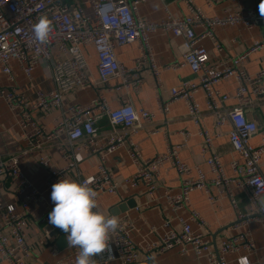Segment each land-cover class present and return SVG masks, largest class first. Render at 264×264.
<instances>
[{
    "label": "built area",
    "instance_id": "built-area-1",
    "mask_svg": "<svg viewBox=\"0 0 264 264\" xmlns=\"http://www.w3.org/2000/svg\"><path fill=\"white\" fill-rule=\"evenodd\" d=\"M81 1L83 3L71 5L67 0H0V64L3 72L13 80L11 61L17 60L24 73L31 78L36 66L42 64L50 70L55 82L54 90L37 92L35 103H31L17 87L0 86V96L19 115L20 125L23 128L35 125L33 113L36 110L41 109L49 114L53 109L62 108L66 93L88 84L97 87L91 105L69 106L67 113L64 112V116L56 121L51 132L39 128L35 134L26 138L29 144L38 147L42 139L59 138L63 134L67 136V141L61 143L64 155L71 159L67 167L56 169L46 156L40 158V163L48 170L46 188L52 190V185L57 183L67 171L78 167L75 156L77 150L85 149L90 156L94 153L98 155V174L91 178L80 177L78 180L81 183L90 182L89 186L98 195L117 194L122 185L135 187L143 184L152 197L158 188L160 166L170 162L183 181L179 194L166 191L165 197L169 206L176 212L189 210L191 221L196 222L200 227L206 225L201 214L193 208L190 194L198 188L205 189L209 193V188L199 169V178L188 177L192 169L180 158L181 146L168 148L163 154L144 159L139 145L132 139V136L144 127V122L154 119L152 112L136 109L125 97V93L129 95L132 91H139L142 88L141 69L148 66L158 82L160 110L166 114L173 102L177 100L185 102L190 118L198 127V133L204 138L203 152L208 154L207 163L214 174L213 185L223 196L230 199L237 210L236 220L232 225L237 232L223 241L219 251L213 250L204 234L194 232L190 222L182 217H178L180 223L178 229L171 227L169 223L166 224L170 228L158 242L147 246L138 244L132 239L134 222L125 212L118 215L120 227L110 236L111 253L106 251L94 257L96 264H110L113 261H117L118 264H138L142 254L148 255L175 247H179L183 255L193 251L198 257H206L210 264H226L225 256L230 253L242 250L249 253L256 252L250 224L260 217L264 222V173L261 169L264 155V129H261L254 119L248 117L246 109L254 100H262L264 104V68L249 74L241 66L249 55L264 46V42L256 41L246 52L226 56L216 64L209 62L208 50L201 42L204 39L211 40L215 51L221 53L225 47L217 38V27L240 25L250 29L260 22L264 27V18H261L256 9L246 8L243 5H239L234 12L210 17L205 15L193 0H186L190 10L189 15L174 16L165 5L167 18L154 22L144 20L137 14L138 5L146 0H89L93 10V18H91L85 14L84 4L87 0ZM223 1L205 0L208 6ZM41 17L48 20L51 28L44 42L36 39L33 30ZM200 28L202 31L197 33V29ZM158 31H170L183 39L179 46L182 59L169 64L168 68L179 70L189 67L196 76V80H187L171 88L168 99H164L161 94L163 83L159 77L160 73L150 43L151 34ZM136 41L140 44L141 56L133 67L126 68L117 58L116 47ZM87 46L94 47L97 53L98 81L87 73L88 62L82 50ZM54 49L59 50L63 57L56 56ZM230 78L236 82L235 91L232 94L222 93L217 87L218 83ZM115 79L120 81L115 89L121 92L123 101L119 107L112 108L106 97V88L108 82ZM199 91L204 92L207 107L215 115L216 125L222 127L229 122L232 126L231 144L245 160L243 164L232 162L236 177L226 174L219 155L213 151V137L204 127L203 113L195 97ZM231 99L236 100L237 104L232 108H226V102ZM104 116L109 119L114 132L102 147L90 151L87 146L94 143L98 135L97 122ZM258 135L261 136V141L258 145H254L251 141ZM186 136L188 137L189 133ZM80 141L85 143L79 145ZM122 146L127 148L137 170L129 178L118 181L106 165V156ZM25 154L27 151L6 159L0 153V184L8 179L16 182L15 194L23 208L22 212H18L15 204L3 205L0 202V210L3 214L0 253L8 264H28L27 260L32 254L27 233V212L32 203L45 201L44 193L33 184L20 166L21 158ZM234 186L249 192V200L257 216L240 210V201L234 193ZM209 199L214 200V196L210 195ZM134 208L139 209L140 206ZM52 209L53 207L44 210L41 216L43 222L49 224L48 214ZM99 211H101L100 207ZM47 234L49 237L50 232L48 231ZM69 248L70 252L58 258L54 264H75L78 249ZM52 253L58 254L55 245L52 247ZM256 264H264V260H258Z\"/></svg>",
    "mask_w": 264,
    "mask_h": 264
},
{
    "label": "crops",
    "instance_id": "crops-1",
    "mask_svg": "<svg viewBox=\"0 0 264 264\" xmlns=\"http://www.w3.org/2000/svg\"><path fill=\"white\" fill-rule=\"evenodd\" d=\"M71 5L83 3L81 0H67ZM207 16H221L226 13L234 12L239 5L246 8H257V3L261 0H224L214 6H208L205 0H193ZM85 14L93 18L91 2L87 0ZM168 10L174 16H187L190 10L186 0H146L138 5L137 14L144 20L159 22L167 18ZM202 29H197L200 33ZM218 40L224 45L225 50L221 53L215 51L211 40L204 39L201 43L209 53V62L216 64L222 58L231 55H238L246 52L256 42H264V27L257 25L247 29L240 25H226L216 28ZM183 39L175 36L170 31H158L151 34L150 43L153 48L154 58L159 70V77L163 83L161 94L164 99H168L169 90L179 86L187 80H196V76L189 67L179 70L168 68V65L176 60H181L179 46ZM87 59V73L95 81L99 80L98 57L92 46L82 48ZM116 55L121 64L126 68L135 65L136 60L141 56L139 42H133L116 47ZM58 57H63L57 49L53 50ZM13 70V80L3 72L0 64V86L17 87L31 103L37 101V92H49L55 89V82L50 74V70L45 65H37L29 78L21 68L17 60L11 61ZM249 74H254L264 68V46L253 52L247 57L241 66ZM143 79L142 88L139 91H132L125 97L138 110H147L154 114L152 121L144 122V127L132 136V139L139 145L141 155L144 159L155 157L167 152L168 148L181 146L179 155L182 161L187 163L192 173L188 175L191 179L199 178L198 169L202 172L203 178L209 188V193L205 189H196L190 194L193 208L196 209L206 222L205 226L200 227L196 222L191 221V213L187 209L174 211L169 206L165 197L166 191L172 194H179L182 190L183 178L178 174L172 163L167 162L160 166V176L157 180V191L154 196H149L147 188L140 184L135 187L122 185L117 194L102 193L98 195V205L105 215L112 212V208L129 199H134L139 209L131 208L127 211L134 222L132 239L134 242L147 246L158 242L160 237L165 234L169 226L179 228V218L182 217L190 222L192 230L196 233H203L206 240L210 242L213 250L219 251L223 241L234 235L237 231L232 228L236 220L237 210L232 205L230 199L223 196L216 186L213 185L214 174L207 163L208 154L203 152L205 146L204 138L198 133V127L189 116L188 108L183 100H177L170 105L168 113L160 110L158 104L157 79L150 67L141 69ZM119 79L111 80L107 84L106 97L112 108L121 105L122 94L115 89ZM218 89L222 93L232 94L236 88L233 78L222 80L218 83ZM97 87L88 84L77 87L75 90L66 93L62 108L53 109L51 113H45L38 109L33 113L35 125L23 128L20 125V117L16 111L12 110L5 99L0 96V153L6 158L12 155L27 151L21 158L20 166L45 196V201L32 203L27 212L28 228L27 233L30 242L31 257L27 260L28 264H54L60 257L67 255L69 246L60 248V235H49L46 229L48 223L41 220L42 213L47 208L54 207L51 200V191L46 188L45 182L48 170L40 163V158L46 156L56 169H63L71 163V159L66 158L61 148V143L67 141V136L59 138L42 139L40 146L29 144L28 137L42 128L45 132H51L56 121L67 113L71 105L88 106L91 105L96 96ZM196 100L203 113L204 127L213 137V151L217 153L224 165L226 174L236 177L237 174L232 169V162L240 164L245 162L244 158L234 150L230 141L231 124L227 122L222 127L216 125L215 115L208 109L206 97L203 91H199ZM237 104L234 99L228 100L226 108H232ZM249 118L254 119L261 129H264V104L262 100H254L253 104L247 109ZM98 135L88 150L102 147L113 134L114 128L107 117H102L97 122ZM156 132H152V131ZM184 133V134H183ZM189 133L187 137L186 134ZM27 138V139H26ZM187 138V140H185ZM261 136L252 139L254 145H258ZM85 142L80 141L79 145ZM31 148V149H30ZM77 168H71L61 178H67L78 182L80 177L91 178L98 174L97 163L98 155H88L85 149L76 151ZM106 165L109 171L118 181L125 180L132 176L136 170V164L131 160L127 148L119 147L114 153L106 156ZM262 172L264 173V155L262 157ZM60 179V180H61ZM59 182V180H58ZM234 193L240 201V210L244 213L257 216L249 200V192L234 186ZM16 182L14 180H3L0 184V202L3 205L15 204L18 212H22L16 197ZM214 196L210 200L209 196ZM123 214V213H122ZM0 210V230L3 227V216ZM121 215V214H120ZM260 217V216H259ZM263 219L260 217L250 224L253 238L256 244V252L249 253L246 250L234 252L225 256L226 264H256L258 260H264V234ZM57 247V253H52V247ZM151 260L153 264H210L206 257H198L193 251L188 254H181L180 248L175 247L165 251H155L148 255L142 254L138 264H145ZM0 264H8L7 260L0 253ZM96 264V262H95ZM110 264H118L113 261Z\"/></svg>",
    "mask_w": 264,
    "mask_h": 264
},
{
    "label": "clouds",
    "instance_id": "clouds-1",
    "mask_svg": "<svg viewBox=\"0 0 264 264\" xmlns=\"http://www.w3.org/2000/svg\"><path fill=\"white\" fill-rule=\"evenodd\" d=\"M258 8L264 18V0ZM33 30L36 39L44 42L51 28L48 20L41 17ZM89 185L90 182L67 178L52 185L54 207L48 214V222L66 234L69 247L78 249L75 264H95L94 257L106 251L111 253L110 236L120 227L119 214L105 215L99 211L98 194Z\"/></svg>",
    "mask_w": 264,
    "mask_h": 264
},
{
    "label": "water",
    "instance_id": "water-1",
    "mask_svg": "<svg viewBox=\"0 0 264 264\" xmlns=\"http://www.w3.org/2000/svg\"><path fill=\"white\" fill-rule=\"evenodd\" d=\"M257 5V12L258 14L260 15L259 13V3L256 4ZM260 26H263L262 23L260 22L259 23ZM136 206V202L134 199H129L125 202H122L116 206H114L112 208V213H117V214H122V213H125L127 211H129L131 208H134ZM118 210V212H117ZM46 229L47 231H49L51 233V235H54V234H59L60 235V242H59V247L60 248H64V247H67L68 246V242H67V239H66V234L59 228H56L54 226H52L51 224H48L46 226ZM145 264H153V262L151 260H149V262H146Z\"/></svg>",
    "mask_w": 264,
    "mask_h": 264
}]
</instances>
